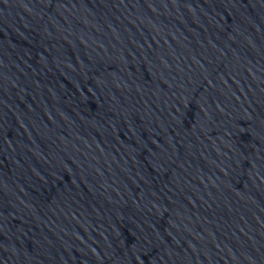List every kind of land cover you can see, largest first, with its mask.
I'll use <instances>...</instances> for the list:
<instances>
[{"label":"water","instance_id":"water-1","mask_svg":"<svg viewBox=\"0 0 264 264\" xmlns=\"http://www.w3.org/2000/svg\"><path fill=\"white\" fill-rule=\"evenodd\" d=\"M0 264H264V0H0Z\"/></svg>","mask_w":264,"mask_h":264}]
</instances>
